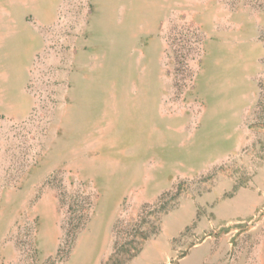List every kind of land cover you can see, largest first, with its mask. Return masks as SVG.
Segmentation results:
<instances>
[{"label": "rangeland", "instance_id": "rangeland-1", "mask_svg": "<svg viewBox=\"0 0 264 264\" xmlns=\"http://www.w3.org/2000/svg\"><path fill=\"white\" fill-rule=\"evenodd\" d=\"M0 264H264V0H0Z\"/></svg>", "mask_w": 264, "mask_h": 264}, {"label": "crops", "instance_id": "crops-1", "mask_svg": "<svg viewBox=\"0 0 264 264\" xmlns=\"http://www.w3.org/2000/svg\"><path fill=\"white\" fill-rule=\"evenodd\" d=\"M223 11V10H222ZM221 11H220V9L218 10V11H216L214 14H213V16L211 17V23H213L212 25H214V26H212V27H214L215 29L217 28L216 27V24L214 23V21L216 22V23H220V24H223L224 26H226L227 24L229 25V27H224V29H222L223 31H224V35L225 34H228L229 32H233V33H235L236 32V30H238L239 32L240 31H243L244 29H243V26H236V23H235V17H236V15H234V14H232V15H230V14H228V13H220ZM224 14V15H223ZM250 15H248V18H250L249 17ZM235 29V30H234ZM251 29V27L249 28V30ZM252 30L253 31H255L256 30V28H255V26L252 28ZM253 34V33H252ZM252 34H249L248 36H247V40H244V41H246V42H248V44L250 43V46H252V47H256L257 46V43H256V38H255V35H252ZM246 35V34H245ZM224 41V43H228V44H231L232 46H236V39H234V41H232V42H228L227 41V39H224L223 40Z\"/></svg>", "mask_w": 264, "mask_h": 264}]
</instances>
